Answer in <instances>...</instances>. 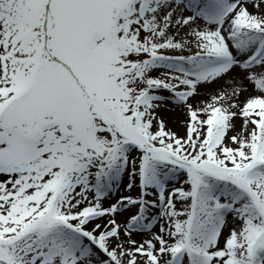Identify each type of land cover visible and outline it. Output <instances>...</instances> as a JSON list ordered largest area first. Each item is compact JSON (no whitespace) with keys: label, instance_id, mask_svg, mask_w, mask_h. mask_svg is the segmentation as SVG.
I'll use <instances>...</instances> for the list:
<instances>
[{"label":"snow or ice","instance_id":"6c2138e0","mask_svg":"<svg viewBox=\"0 0 264 264\" xmlns=\"http://www.w3.org/2000/svg\"><path fill=\"white\" fill-rule=\"evenodd\" d=\"M0 264H264V0H0Z\"/></svg>","mask_w":264,"mask_h":264},{"label":"bare ground","instance_id":"6f19581e","mask_svg":"<svg viewBox=\"0 0 264 264\" xmlns=\"http://www.w3.org/2000/svg\"><path fill=\"white\" fill-rule=\"evenodd\" d=\"M204 91V88H201V92ZM201 100H205L203 96L197 97L196 100L190 101L194 104H197ZM160 113L162 115L161 118H163L166 121L167 128L171 129L172 131H175L177 133H182V111L179 107L170 106L169 108H164L160 110ZM237 123V129L239 128V121ZM184 127V126H183ZM180 135V134H179Z\"/></svg>","mask_w":264,"mask_h":264},{"label":"rangeland","instance_id":"374dc122","mask_svg":"<svg viewBox=\"0 0 264 264\" xmlns=\"http://www.w3.org/2000/svg\"><path fill=\"white\" fill-rule=\"evenodd\" d=\"M221 84H223V81H220L218 84L209 85V86H208V91H213V90L219 88ZM249 87H251V86H249ZM229 90H230V89H229ZM202 91H203V90H202ZM204 91H205V90H204ZM204 91H203V92H204ZM203 98L206 100V99H207V95H204ZM243 99H244V95H241V96H240V100L242 101ZM171 105L174 106V105H173L172 103H170V102L167 103V104H165V105H162L161 108H160V110H162V109H164V108H169ZM175 107H176V106H175ZM160 110H159V115H162V114L160 113ZM180 110L182 111V121H184V120L186 119V116L184 115L183 110H182L181 108H180ZM181 131H182V133H178V134H180L181 136H183L184 133H185V129H184V127H183V123H182ZM232 134H234V133H232V132L229 133V135H232ZM133 238L139 240V237H133Z\"/></svg>","mask_w":264,"mask_h":264}]
</instances>
